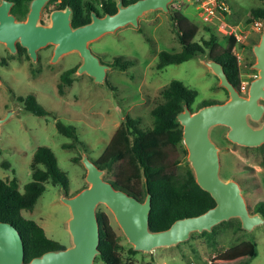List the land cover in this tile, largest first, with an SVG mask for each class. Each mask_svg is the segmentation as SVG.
Here are the masks:
<instances>
[{
	"label": "rangeland",
	"instance_id": "1",
	"mask_svg": "<svg viewBox=\"0 0 264 264\" xmlns=\"http://www.w3.org/2000/svg\"><path fill=\"white\" fill-rule=\"evenodd\" d=\"M205 3H210L214 9L207 22L203 20ZM168 7V12L158 9L145 13L139 18L138 26L127 25L89 43L101 63L109 66L102 83L95 82L86 73H77L83 62L77 51L66 53L52 62L55 44H48L38 51V61L34 62L27 51L11 54L0 43V56L10 64L9 68L0 65V74L5 82L0 86V118L6 117L11 109L16 111L1 124L0 178L8 181L17 177L19 190L23 192L25 185L32 180L30 165L38 147L46 146L54 152L58 166L69 177V191L49 182L35 209L23 211L22 216L37 222L50 239L66 248L72 245L68 229L71 213L68 205L62 201V195L65 191L71 197L77 194L76 191L89 186L82 159L75 162L74 157L87 155L92 161L99 159L126 116L138 118L139 126L144 130L152 128L151 111L163 102L161 92L172 80H180L185 86L198 91L192 105L193 111L204 100L227 101L228 91L205 64L206 60L213 59L214 55L229 46L230 42L224 39L225 34H235L237 40L244 44L235 49L241 62V82L250 87L251 82L259 76L253 47L260 41L264 22L248 25L246 20L253 8H264V0H172ZM55 10H58L57 2L51 0L46 3L39 24H50L51 13ZM176 11L188 14L199 25L195 41L202 44L210 39L206 24L213 28L218 40L206 47L205 53L191 60L158 69L161 52L174 54L182 50L173 22ZM117 61L125 63L126 68L115 66ZM71 68H76V73L71 76L72 84L67 86L61 80V75ZM29 94L34 95L49 111L48 116H36L25 111L18 99ZM59 121L76 127L80 145L63 148L72 139L58 132L56 123ZM263 122L264 116L258 122L250 120L255 127ZM229 130L225 125H217L209 134L219 148L220 177L239 183L250 213L256 214L257 206L264 204V145L245 147L234 143L228 138ZM120 165H116L115 174L105 173L104 178L115 180ZM188 166L191 167L187 150L180 171ZM98 209L109 216L113 229L122 237V256L133 264H208L214 259L252 254L255 256L250 264H264V223L246 230L238 227L236 219L239 218H232L228 225L221 224L216 232L210 231L212 234L194 232L187 241L177 245L130 254L128 249L133 245L113 213L104 204L99 205ZM243 242H250L252 246L238 248Z\"/></svg>",
	"mask_w": 264,
	"mask_h": 264
},
{
	"label": "water",
	"instance_id": "2",
	"mask_svg": "<svg viewBox=\"0 0 264 264\" xmlns=\"http://www.w3.org/2000/svg\"><path fill=\"white\" fill-rule=\"evenodd\" d=\"M48 0H33L25 21H18L11 13L13 2L3 0L0 4V42L12 53L17 51L19 42L36 62L38 51L48 44H55L53 62L62 55L77 51L83 58L77 69L78 74L86 73L95 82L105 80L109 66L101 63L89 47V43L106 33L115 32L127 25L138 26L139 18L145 13L161 9L169 11L172 0H137L128 5L123 0L117 2V12L99 16L91 14V22L74 28L71 24L70 7L58 9L51 14V25L39 24L42 8ZM257 58L255 68L259 76L250 84L247 95L240 93L229 80L224 67L214 59L205 64L219 78L220 85L229 93L223 103L204 106L197 111L185 105L177 119L183 126V141L188 150V161L196 182L209 192L215 206L198 216L176 220L168 229L151 231L149 215L152 208L151 195L140 201L129 193L116 189L104 178L100 169L87 155L82 163L87 169L86 181L89 186L74 196L64 191L62 201L70 208L71 217L68 229L72 245L61 250H51L25 262V244L19 230L7 222H0V264H94L100 253V226L97 209L106 205L113 213L129 243L136 251L152 252L156 248L170 247L187 241L194 232L212 231L224 221L239 218L243 229L251 230L264 223L261 214H251L242 189L234 180L220 177L219 148L210 138V130L217 125L230 128L228 138L245 147H258L264 144V122L255 127L250 123L260 121L264 116V28L258 44L253 47ZM16 111L7 112L0 118L4 123Z\"/></svg>",
	"mask_w": 264,
	"mask_h": 264
},
{
	"label": "trees",
	"instance_id": "3",
	"mask_svg": "<svg viewBox=\"0 0 264 264\" xmlns=\"http://www.w3.org/2000/svg\"><path fill=\"white\" fill-rule=\"evenodd\" d=\"M10 1L15 3L11 13L17 20H24L32 0ZM135 1L137 0H123V4L128 5ZM53 2L58 3V9L71 8V24L74 28L90 23L92 12L103 17L106 14H115L118 10L117 0H53ZM257 21L264 22V8H253L246 24ZM173 22L182 50L174 54L167 51L161 52L158 69L191 60L198 54L205 53L206 47L212 46L218 40L213 28L206 24L205 29L210 33V39L202 44L195 41L199 25L193 22L188 14L181 11L173 14ZM224 39L230 42L229 46L214 55L213 59L223 65L230 82L239 88L241 71L234 52L237 46L243 47L244 44L237 40L235 34H225ZM21 49L24 48L21 47ZM115 66L126 68V64L119 61ZM75 73L76 68L68 69L62 73L61 80L65 85L70 86L71 76ZM225 91L227 92L226 89ZM161 93L163 102L151 111L152 128L144 130L139 126L138 118L126 116L101 157L94 161L107 174H115L116 165L121 163L117 178L109 180L116 189H121L140 201H145L147 195H151L152 208L149 215L151 231L168 229L176 220L198 216L216 204L211 194L196 182L190 166L180 171L187 149L183 141V126L177 116L184 110L185 105L193 111L192 105L198 96V91L175 79ZM20 100L24 103L25 111L36 116L49 115V111L37 101L34 95L20 97ZM223 102L204 100L197 110ZM56 128L60 134L72 139V142L64 144L63 148H73L81 144L76 127L59 121L56 123ZM81 159L82 157H74L73 161L80 162ZM30 166L32 180L25 185L23 192L19 190L17 177L8 181L0 178V222L11 223L21 233L25 244V262L45 252L66 247L50 239L43 227L34 220L24 218L22 212L35 209L49 182L60 185L66 192L70 188L67 173L58 166L57 158L49 147H38ZM255 213H260L264 218V204L257 206ZM97 217L100 226V253L96 256L94 264H133L130 259L122 256L121 251L124 248L121 243L122 237L113 229L107 213L97 209ZM236 220H238V227L242 228L240 219ZM229 223L230 221L220 223L213 228L212 233L216 232L221 224ZM212 233L204 231L202 234ZM247 245L252 246L250 242H243L238 248ZM128 251L130 254L138 253L133 247H130ZM253 256L255 254L239 255L230 259H214L208 264H250Z\"/></svg>",
	"mask_w": 264,
	"mask_h": 264
},
{
	"label": "flooded vegetation",
	"instance_id": "4",
	"mask_svg": "<svg viewBox=\"0 0 264 264\" xmlns=\"http://www.w3.org/2000/svg\"><path fill=\"white\" fill-rule=\"evenodd\" d=\"M33 1V0H32ZM31 1V2H32ZM49 1H51V0H48L46 3H48ZM53 1V0H52ZM13 2V1H12ZM31 2H30V5H31ZM45 3V4H46ZM15 5V3L13 2V6ZM30 5H29V11H30ZM13 6H12V8H13ZM45 6V5H44ZM11 8V9H12ZM43 9V8H42ZM29 11H28V13H29ZM53 12V11H52ZM28 13H27V16H28ZM41 13H42V11H41ZM52 14V13H51ZM15 16V15H14ZM27 16H26V18L24 19V20H18V21H25L26 19H27ZM17 19V18H16ZM50 19H51V16H50ZM52 22V21H51ZM48 25H51V23L50 24H48ZM0 43H2V42H0ZM4 44V43H3ZM5 45V44H4ZM6 46V45H5ZM17 51L14 53V54H20V53H22V52H26L27 51V49L25 48V47H23L19 42H17ZM21 47L22 48H24V49H21ZM46 47V46H45ZM6 48H7V46H6ZM8 49V48H7ZM9 51H10V49H8ZM11 52V51H10ZM27 53H28V51H27ZM11 54H12V52H11ZM29 55V54H28ZM30 57V56H29ZM37 59H38V57H37ZM52 59H53V54H52V57H51V61H52ZM38 61V60H37ZM36 61V62H37ZM53 62V61H52ZM0 65H1V67H3V68H9V61L6 59V58H4V57H1L0 56ZM5 84V82H4V80H3V78H2V76H1V74H0V86H2V85H4ZM7 85L9 86V84L7 83ZM6 85V86H7ZM19 100V102H21V103H23L21 100H20V98L18 99ZM260 102L261 103H264V100H260ZM23 105H24V103H23Z\"/></svg>",
	"mask_w": 264,
	"mask_h": 264
},
{
	"label": "built area",
	"instance_id": "5",
	"mask_svg": "<svg viewBox=\"0 0 264 264\" xmlns=\"http://www.w3.org/2000/svg\"><path fill=\"white\" fill-rule=\"evenodd\" d=\"M211 4L210 3H205V5L203 6V20L205 22L209 21V18L210 16H212L214 14V9L211 8ZM235 53V52H234ZM238 53V52H237ZM235 53V55L237 56V59H238V63H239V66H241V62L239 60V56L238 54ZM238 90L240 91L241 94L243 95H247L248 94V91H249V87L246 85V83L243 81L241 82V85L240 87L238 88Z\"/></svg>",
	"mask_w": 264,
	"mask_h": 264
}]
</instances>
